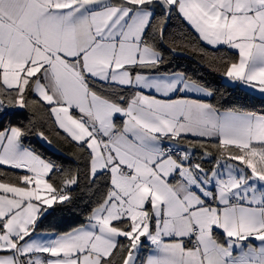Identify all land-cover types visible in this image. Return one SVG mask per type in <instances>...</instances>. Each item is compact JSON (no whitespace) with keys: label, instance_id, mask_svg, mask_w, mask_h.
Here are the masks:
<instances>
[{"label":"snow or ice","instance_id":"6c2138e0","mask_svg":"<svg viewBox=\"0 0 264 264\" xmlns=\"http://www.w3.org/2000/svg\"><path fill=\"white\" fill-rule=\"evenodd\" d=\"M158 16L264 96V0H0V264H264V111L162 71ZM22 111L83 154L95 200L71 230L38 225L74 211L81 173L26 144L51 141Z\"/></svg>","mask_w":264,"mask_h":264},{"label":"trees","instance_id":"16d2710c","mask_svg":"<svg viewBox=\"0 0 264 264\" xmlns=\"http://www.w3.org/2000/svg\"><path fill=\"white\" fill-rule=\"evenodd\" d=\"M164 25L167 39L160 45V50L165 57V65L162 71L180 72L203 86L208 87L214 95L207 102L221 106L222 108L241 106L256 112L264 111V97L257 96L243 88H236L228 84L223 76L221 57L225 56L223 47L213 49L195 38V34L180 19L173 16L168 21L157 19ZM175 47V51L171 49ZM34 121L35 130H43L48 135L51 143L31 134L26 144L34 148L43 158L52 161L58 167L65 170L79 171L82 176L81 186L74 193L76 207L72 213H59L44 219L38 225V231L58 233L71 230L86 222L90 208L93 206L95 196L87 187L88 181L83 177L85 160L73 142L65 139L55 125L42 112L34 117L28 111L15 114L14 122L20 125H28L29 120ZM8 122L5 121L4 125Z\"/></svg>","mask_w":264,"mask_h":264},{"label":"crops","instance_id":"0c3cea01","mask_svg":"<svg viewBox=\"0 0 264 264\" xmlns=\"http://www.w3.org/2000/svg\"><path fill=\"white\" fill-rule=\"evenodd\" d=\"M224 79H225V81H226L228 84L232 85L229 81H227V79H226L225 77H224ZM243 89H245V90H247L248 92H250V93H252V94H255V95H257V96L264 97V96H261V95L259 94L258 91H253V90L248 89V88H243ZM208 98H210V97H206L205 99H208ZM41 233H49V232H41ZM145 255H147V252H143V253H141V256H145Z\"/></svg>","mask_w":264,"mask_h":264},{"label":"rangeland","instance_id":"374dc122","mask_svg":"<svg viewBox=\"0 0 264 264\" xmlns=\"http://www.w3.org/2000/svg\"><path fill=\"white\" fill-rule=\"evenodd\" d=\"M208 47H211V46H208ZM212 48V47H211Z\"/></svg>","mask_w":264,"mask_h":264}]
</instances>
